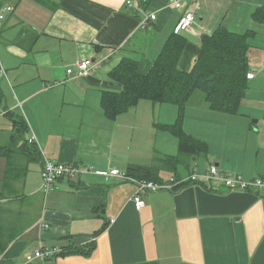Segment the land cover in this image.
Here are the masks:
<instances>
[{"label": "crops", "instance_id": "1", "mask_svg": "<svg viewBox=\"0 0 264 264\" xmlns=\"http://www.w3.org/2000/svg\"><path fill=\"white\" fill-rule=\"evenodd\" d=\"M172 1L152 0L147 12L156 19L141 27L126 0H0L14 7L0 30V107L7 111L0 147H11L0 157V264H264L263 190L228 192L218 183V191L143 192L145 207L137 210L135 185L101 174L155 167L161 183L216 165L245 180L264 177V0L185 2L196 20L184 33L181 70L193 67L201 38L219 26L249 34L251 45L254 77L238 114L210 110L203 94L186 107L183 129L207 143V156L186 157L172 170L161 163L179 153L178 139L162 129L177 120L176 106L141 101L115 120L105 115L103 93L122 90L109 72L127 58L149 73L182 16ZM83 58L90 77L68 76ZM45 159L92 170L45 193ZM42 247L92 251L28 263Z\"/></svg>", "mask_w": 264, "mask_h": 264}, {"label": "trees", "instance_id": "2", "mask_svg": "<svg viewBox=\"0 0 264 264\" xmlns=\"http://www.w3.org/2000/svg\"><path fill=\"white\" fill-rule=\"evenodd\" d=\"M151 1L144 0L139 4L142 12L147 11ZM262 11L259 9L254 18L256 19V15H260ZM142 12L131 13L139 18ZM248 39L249 34H237L219 26L210 35L201 38L197 61L188 71L179 68L180 59L188 45L184 33L174 32L170 35L147 74L140 73L138 62L123 58L108 75L110 80L121 84L122 90L103 93L102 108L105 115L110 120H115L141 101L176 106L177 120L171 125H163L162 129L171 132L178 139L179 154L167 156L160 160L161 163L168 170H172L186 157L207 156V143L195 139L183 129L186 107L194 93L201 91L210 110L223 114H238L249 89L247 76L250 74L251 45ZM4 100L0 75V106ZM18 127L23 131L22 127ZM10 151L11 147H0V157L6 156ZM156 170L155 167L153 171L150 167L129 166L127 173L132 177L157 182L159 171ZM91 251L92 248L70 247L62 249L58 256H90Z\"/></svg>", "mask_w": 264, "mask_h": 264}, {"label": "built area", "instance_id": "3", "mask_svg": "<svg viewBox=\"0 0 264 264\" xmlns=\"http://www.w3.org/2000/svg\"><path fill=\"white\" fill-rule=\"evenodd\" d=\"M144 0H126V8L131 12H142L139 4ZM186 1L191 2L193 5L198 0H173L171 5L182 12V16L175 27L174 32L181 34L188 32L192 25L195 23L196 14L194 10L186 8ZM14 12V7L9 4L0 5V30H2L4 22L8 15ZM156 16L153 13L147 11L142 12L140 19V26L146 27L149 21H154ZM92 67L89 59L83 58L78 61L73 67L68 68L66 73L68 76H75L79 78H88L91 75ZM254 75L248 74L247 78L252 79ZM7 113L0 107V116ZM30 143L36 142L34 134L29 140ZM92 168L72 165L55 163L48 159L44 160L42 167L41 178H42V190L48 193L54 189V186L59 180L68 179L70 181H76L87 173H90ZM104 175L106 180H113L114 178L122 182H132L136 187V193L133 201L135 208L141 210L145 207V201L141 197V193H158L162 191L176 192L185 189L192 185L205 186L208 189H212V186H217L218 183L224 185L228 192H247L248 190H263L264 191V177L254 180H245L241 175L234 174L231 172H224L216 165L209 167L205 173L192 172L188 176L183 178L171 177L168 181L156 183L144 179L131 178L127 173L120 172L117 169H112L108 173H101ZM218 189L213 188V191ZM41 229H48L49 226L41 224ZM62 252L59 248H38L32 254L27 256V262L31 263L34 261H45L50 258L58 256Z\"/></svg>", "mask_w": 264, "mask_h": 264}, {"label": "rangeland", "instance_id": "4", "mask_svg": "<svg viewBox=\"0 0 264 264\" xmlns=\"http://www.w3.org/2000/svg\"><path fill=\"white\" fill-rule=\"evenodd\" d=\"M10 15H11V14H10ZM10 15H8L7 18H8ZM7 18H6V20H7ZM193 25H194V24H193ZM193 25H192V26H193ZM197 94H201L200 96H203V95H202L203 93H202L201 91H197V92L194 94V96H193V100H194V101H197L198 98H199ZM195 96H197V97H195ZM194 98H196V99H194ZM190 101H191V100H190ZM148 102L150 103V101H148ZM150 104H152V105L154 104V106H155V105H158V106L161 105V104H155V103H152V102H151ZM162 106L165 107V106H172V105L162 104ZM173 107H174V106H173ZM222 116H224V114H222ZM206 120L209 121L208 118H206ZM254 120H255V119H251L249 122H250V123H253ZM162 134H163V133H162ZM164 134H166V136H169L168 133H164ZM162 136H164V135H162ZM159 141H161V139H159ZM155 150H156V144L154 143V151H155ZM177 154H179V153H177ZM193 159H194V158H193ZM197 160H204V161H205V158H198ZM182 167H183V166H182ZM183 169H184V167H183ZM162 174H163V173H162ZM169 175H170V171L164 172V176H165V177H167V176L169 177Z\"/></svg>", "mask_w": 264, "mask_h": 264}, {"label": "clouds", "instance_id": "5", "mask_svg": "<svg viewBox=\"0 0 264 264\" xmlns=\"http://www.w3.org/2000/svg\"><path fill=\"white\" fill-rule=\"evenodd\" d=\"M190 187V186H189Z\"/></svg>", "mask_w": 264, "mask_h": 264}]
</instances>
